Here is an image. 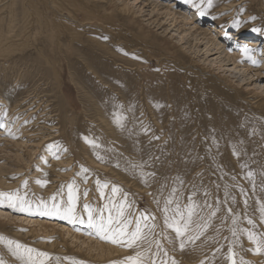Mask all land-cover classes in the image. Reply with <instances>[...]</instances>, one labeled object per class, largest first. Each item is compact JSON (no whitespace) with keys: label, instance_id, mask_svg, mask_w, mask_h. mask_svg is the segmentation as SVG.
<instances>
[{"label":"rangeland","instance_id":"obj_1","mask_svg":"<svg viewBox=\"0 0 264 264\" xmlns=\"http://www.w3.org/2000/svg\"><path fill=\"white\" fill-rule=\"evenodd\" d=\"M149 1L0 0V124L7 127H0V192L17 193L35 210L41 200L50 205L54 195L66 202V185L75 180L77 214L85 220L72 224L55 216L30 215L0 198V236L49 254L48 264H121L136 249L101 240L87 226L83 205L98 212L109 197L121 202L126 194L135 204L132 211L156 216V238L168 252L167 257L153 255L156 264H230L229 246L237 259L264 264V254H255L247 235L239 234L233 244L237 238L228 230L231 221L221 226L219 219L232 207L240 217L239 229L251 228L247 217L257 234L264 233L259 220V202H264V73L252 78L253 72L241 82L230 71L233 65L228 71L212 67L187 43L189 36L180 41L172 17L164 11L153 14ZM179 1L177 11L190 9V18L197 16L202 28L210 22L227 26L229 37L223 39L241 48L239 58L249 61L242 51L246 46L258 61L253 70L263 67L264 0H213L211 7L203 5L204 15L193 6L199 0ZM239 27L240 35H230H237ZM250 39L263 43L255 50L250 42L243 43ZM237 66L247 68L244 60ZM117 112L126 117L123 130L114 123ZM68 154L71 161L65 163L62 157ZM145 161V171L155 173L147 185L132 168V163ZM82 167L89 170L87 183L78 175ZM248 171L255 174V188L246 178ZM97 179L109 183L104 198ZM113 186L122 191L113 196ZM173 188L179 190L181 206L195 191L197 203L206 200L215 206L219 201L222 207L213 227L184 250L178 240L169 244L163 239H174L175 233L164 227L155 203L160 201L162 208ZM152 251L157 249L153 246ZM0 259L23 264L3 244Z\"/></svg>","mask_w":264,"mask_h":264},{"label":"snow or ice","instance_id":"obj_2","mask_svg":"<svg viewBox=\"0 0 264 264\" xmlns=\"http://www.w3.org/2000/svg\"><path fill=\"white\" fill-rule=\"evenodd\" d=\"M186 2H191V0H186ZM213 0H199V4H193L194 7L198 8L199 14L204 15L205 9L203 5L206 4L207 7H211ZM252 19H255L254 17ZM239 23V22H237ZM254 31H259V29H254ZM104 40L108 37L104 36ZM242 51L246 54L247 59L253 64L258 65V61L252 58L250 53L254 50L248 47H244ZM127 55V53H124ZM136 58V57H134ZM119 108H123V105H118ZM5 117L8 115L7 111L2 113ZM114 123L118 128L123 130L125 128L124 121L126 117L122 116L120 113H114ZM0 127H5V125L0 124ZM145 131H147L145 129ZM11 134V133H10ZM94 148H98L99 145L95 141H88ZM213 144L216 145L217 142L213 139ZM218 146V145H217ZM239 155V153H234ZM101 159V157H97ZM149 164V161H145L142 164L132 163V168L135 170L143 182L147 185L148 178L154 177L155 173L146 172L145 167ZM241 168H247V165L242 164ZM87 168H81L78 175L83 176V182L87 183ZM264 177V172L261 173ZM247 179H249L253 188H255V174L252 171L247 172ZM235 180V176L232 177ZM37 184L42 186L47 184V181L37 180ZM264 183V181H262ZM24 186L27 187V181L24 182ZM96 186L99 189V194L101 198L105 197V190L109 188V183L105 182L101 184L100 180H96ZM239 187V185H237ZM67 200L66 202L61 199L57 201V196L51 197L52 203L49 205L45 201L41 200L39 204L36 205L35 210H33L31 203L27 200L21 198L15 192H0V198H6L9 201L11 207L14 210L20 212H27L30 215L38 214L41 216H55L60 219H66L69 223H85L77 214V208L79 204V188L76 185L75 180L67 183ZM227 189V186H225ZM63 191V186L61 188ZM122 190L118 187L113 186L111 192L113 196ZM179 190L173 188L171 190V195L165 200L163 207H160V201H155L157 208L162 213L163 223L166 229H170L175 233V238L170 239L167 235H163V239H167L169 244H174L175 240L179 241V248L184 250L186 246L191 243L195 244L197 240L204 236L209 228L213 227V221L218 218V214L222 212L221 202L217 201L216 205H210L205 202L199 204L195 201L194 197L197 195L195 191L187 197L188 203L181 206L180 199L176 195ZM264 191V188H262ZM240 192L243 194L244 189L240 188ZM209 195L207 190H205V196ZM83 196L87 198L88 192L84 191ZM229 198L227 190L225 191V201ZM232 202L235 203V197H231ZM260 203V223L264 224V202ZM245 205H247V200H245ZM135 207L134 202H130L127 199V195L123 197L121 202H116L112 197L108 198V203H106L103 209L98 212L92 209L88 204L83 205V211L87 213V226L93 229L95 234L104 241L110 242L112 244H117L130 249H136L135 255L129 256L126 261L121 262V264H156V261L152 258L153 255L164 257L168 256L167 250L161 244L160 239H157L156 228L159 224L156 222V216L151 215L145 210V212H134L132 211ZM204 209H208L204 212ZM107 213V214H105ZM247 224L251 226L249 229H239L240 217L235 213L232 207H228L224 215H220L221 226L223 223L230 220L231 224L228 228L232 237H236L232 243H238V235L246 234L247 238L253 245H255V254H264V233L257 234L254 229L256 227L254 221L247 218ZM216 234H220V228H216ZM209 239H214V237H209ZM0 244H3L11 254L18 260H21L23 264H48L51 259L49 254L44 252H38L35 249L27 248L20 243L6 239L0 236ZM147 245V247H143ZM153 246L157 249L153 253ZM219 251V249H217ZM238 253L234 251L232 246L228 248V260L230 264H248L247 261L240 257L237 259ZM0 264H4L3 260L0 259ZM161 264H168L166 260H162ZM171 264H177L175 260L171 261ZM200 264H204L201 261Z\"/></svg>","mask_w":264,"mask_h":264},{"label":"bare ground","instance_id":"obj_3","mask_svg":"<svg viewBox=\"0 0 264 264\" xmlns=\"http://www.w3.org/2000/svg\"><path fill=\"white\" fill-rule=\"evenodd\" d=\"M99 1V0H96ZM106 1V0H105ZM143 2L144 0H135V2ZM164 0H150L148 3L150 4L149 6L153 7V14L155 12H159V11H164V13L167 14L168 17H172L173 18V22L178 23L179 26H177V30H175V32L178 34L177 36L181 37V42L184 40H187L188 36L190 37L191 42L188 41L187 43L190 44L192 48H196L198 50V53H203V56L206 57V61H208V64L211 65L212 67L218 66L220 70H222L223 68H226V71L230 70L233 66V68L230 70L233 73H235V75H239L238 77H240L241 82H245L246 78L250 76H252L253 72H256V74L253 75L252 78H256L257 76H261L264 73V65L263 67H261L259 70H253V68L255 67V65H253L250 61H246L245 58H239L242 54H237L236 52H240L238 50H240L241 48H234L232 46V44H230V42H228L227 40H224V37H229L228 34L226 33L227 31V26L221 25L218 22H210L207 23V28L204 29L201 27L200 24H198V19L197 16L195 17V20L190 18V15H194V13L188 9L187 7L183 6L182 8V12H178V8L180 7V1L179 0H172V1H168L166 0L165 3L166 5L163 3ZM123 2V1H122ZM126 5V4H125ZM148 5V4H147ZM36 6H34L35 9ZM162 7V8H161ZM121 8V7H119ZM138 9V8H137ZM122 12H126V7H122V9H120ZM148 10V9H147ZM138 11V10H137ZM139 11H141L139 9ZM190 11L192 12V14H190ZM151 12V11H150ZM152 12L150 13L149 16H152ZM127 13V12H126ZM142 13V11H141ZM145 13V12H144ZM148 14V13H147ZM161 15V13H159ZM163 14V13H162ZM144 15V14H143ZM142 16V15H141ZM143 17V16H142ZM164 17V15H163ZM167 17V18H168ZM169 18V19H170ZM146 21V20H145ZM153 21V20H152ZM156 21V20H155ZM162 21V20H161ZM202 21V20H201ZM149 22V21H147ZM172 22V21H171ZM200 22V21H199ZM169 23V22H167ZM159 24H161L159 22ZM156 25V24H155ZM173 25V24H171ZM63 26V25H62ZM154 26V25H153ZM157 26V25H156ZM155 26V27H156ZM160 27V26H159ZM174 27V26H173ZM171 28V27H170ZM242 27H239L237 29L238 33L237 35L233 33H230V35L232 36H238L240 35L242 29H240ZM184 29L186 31H184ZM161 30V29H160ZM229 30V29H228ZM70 31V30H69ZM172 31H174L172 29ZM168 32V30H167ZM184 32V34H183ZM174 33V34H176ZM76 35V34H75ZM179 37V38H180ZM259 39H261L262 37H259V35L255 36ZM237 38V37H236ZM257 39L256 41H251L247 40L248 42H244V44H248L250 42V46H252L253 48H255V50H258V46L262 45V43L260 44V40ZM230 40V39H229ZM252 42V43H251ZM183 43V42H182ZM242 43V42H241ZM238 44H236L237 46ZM191 48V49H192ZM237 50V51H236ZM264 52V49H262ZM256 53V52H255ZM254 53V54H255ZM252 54V53H251ZM253 56V55H252ZM213 59L211 60L210 58ZM216 57V58H214ZM262 58V57H261ZM264 58V57H263ZM254 59V58H253ZM242 60H244V63H246V69L245 70H239V64L242 63ZM264 61L261 60V62ZM233 65V66H232ZM231 66V67H230ZM241 67V66H240ZM228 73V72H227ZM58 77V75H57ZM236 78V76H235ZM262 86V85H261ZM264 88V86H262ZM23 103V102H22ZM37 104V103H36ZM8 106V105H6ZM14 107V106H13ZM18 107V106H17ZM10 108V107H9ZM8 109V107H7ZM33 109V108H32ZM16 113V112H15ZM13 115V114H12ZM21 117V116H20ZM7 121V120H6ZM7 123V122H6ZM9 123V122H8ZM18 124V123H17ZM27 124V123H26ZM7 128V127H5ZM16 128V127H15ZM9 129V128H8ZM2 130V129H1ZM15 130V129H14ZM7 131V130H6ZM9 131V130H8ZM15 132V131H14ZM13 132V133H14ZM6 134V133H4ZM33 134V133H32ZM58 134V133H57ZM1 135V133H0ZM3 135V134H2ZM5 136V135H3ZM11 140V139H10ZM9 140V141H10ZM14 140V139H13ZM5 141V140H4ZM14 142V141H13ZM5 144H8L5 142ZM3 145V143H2ZM10 146V145H9ZM49 148V147H48ZM60 153V152H59ZM62 158H64L63 160H65V163H70L71 158L70 155H65ZM64 166V165H63ZM78 234V233H77ZM75 239V237H73ZM77 238V237H76ZM86 244V243H85ZM103 247V246H102ZM104 248V247H103ZM102 248V249H103ZM103 251V250H102ZM109 251L111 252V250L109 249Z\"/></svg>","mask_w":264,"mask_h":264}]
</instances>
